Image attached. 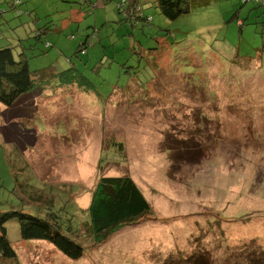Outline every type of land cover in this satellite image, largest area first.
Instances as JSON below:
<instances>
[{
	"label": "rangeland",
	"instance_id": "1",
	"mask_svg": "<svg viewBox=\"0 0 264 264\" xmlns=\"http://www.w3.org/2000/svg\"><path fill=\"white\" fill-rule=\"evenodd\" d=\"M12 1L0 0V44L90 83L50 79L0 102V211L53 210L80 231L100 178L129 175L152 212L101 244L81 235L79 259L23 239L11 219L17 256L0 264H264L263 8L213 0L170 20L140 0L153 17L143 27L120 0H89L92 14L85 0H23L21 16Z\"/></svg>",
	"mask_w": 264,
	"mask_h": 264
},
{
	"label": "trees",
	"instance_id": "2",
	"mask_svg": "<svg viewBox=\"0 0 264 264\" xmlns=\"http://www.w3.org/2000/svg\"><path fill=\"white\" fill-rule=\"evenodd\" d=\"M155 1L160 12L170 20H176L196 8L209 6L213 2V0ZM249 1L255 2L264 11V0H242V3L246 4ZM87 2L89 0H85L84 5ZM90 3L87 12L92 14L93 6ZM22 4L23 0L11 2L10 7L15 9L16 16L26 13L21 9ZM93 5L95 6L96 3ZM117 9L124 13L123 19L130 22L132 26H138L141 22L143 27L153 25V17L145 13L140 0H120ZM2 12L3 10H0V13ZM27 14L30 12L27 11ZM238 23L242 27L244 21L238 19ZM42 33H37L36 37L41 38ZM50 46V43L45 44L47 49ZM86 48L87 41L81 42L77 50L85 52ZM27 54L24 46L14 49V46L0 44V102L7 106L14 105L27 93L50 86L53 83L50 79L59 80L61 85L67 86L69 84L89 85L90 83V80L73 65L62 71H56L52 66L33 70ZM46 185L47 183H44V186ZM64 187L67 188V185L64 184ZM34 191L29 197L36 200L35 202L44 198V190ZM67 191L71 192L68 188ZM86 211L89 214V221L86 220L80 231L74 230L66 221H61L58 212L53 210L45 216L25 212L22 208L0 211V255L11 259L17 256L6 227V223L11 219L18 220L23 239L47 240L68 257L79 259L84 255L86 248L81 235L82 237L88 235L93 244L104 243L120 229L133 225L151 214L152 208L135 180L129 175H124L102 176L92 192L91 202ZM63 227L69 230V234L63 231Z\"/></svg>",
	"mask_w": 264,
	"mask_h": 264
}]
</instances>
